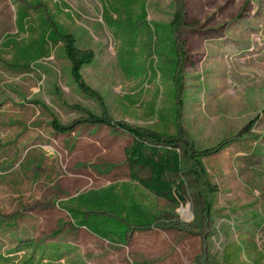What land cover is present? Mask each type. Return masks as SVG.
Here are the masks:
<instances>
[{"label": "rangeland", "instance_id": "1", "mask_svg": "<svg viewBox=\"0 0 264 264\" xmlns=\"http://www.w3.org/2000/svg\"><path fill=\"white\" fill-rule=\"evenodd\" d=\"M89 113L209 150L202 183L182 146L154 196ZM0 264H264V0H0Z\"/></svg>", "mask_w": 264, "mask_h": 264}, {"label": "trees", "instance_id": "2", "mask_svg": "<svg viewBox=\"0 0 264 264\" xmlns=\"http://www.w3.org/2000/svg\"><path fill=\"white\" fill-rule=\"evenodd\" d=\"M64 45V54L70 63V74L72 79L91 95L96 93L85 88L82 79V70L90 65L94 59V53L91 50L83 51L77 48L75 37L70 34H61L54 31ZM83 123L97 126L103 125L110 128L119 129L127 133L132 138V144L126 151V162L129 170V179L137 182L146 191L152 193L158 198H163L172 203L182 202L184 200L182 185L167 181L166 176H180L182 174V160L180 147L183 146L182 155L186 157L191 164L190 173L198 182L203 181L205 175L204 169L199 161L200 157L209 155V150L196 152L192 146L184 145L182 138H169L163 135L140 130L121 122H112L105 115L99 117L88 114ZM54 130L59 133H67V127H62L56 122L52 124ZM185 143V142H184ZM147 172V178H140L137 171ZM207 189V188H206ZM205 212L210 209V204L205 203ZM185 213L186 210H181Z\"/></svg>", "mask_w": 264, "mask_h": 264}]
</instances>
